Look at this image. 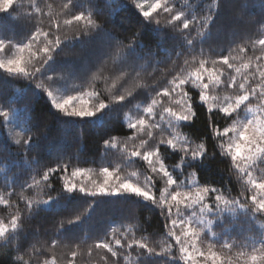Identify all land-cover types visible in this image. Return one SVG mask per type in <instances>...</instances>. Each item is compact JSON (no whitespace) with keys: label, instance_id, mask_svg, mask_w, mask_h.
Here are the masks:
<instances>
[{"label":"snow or ice","instance_id":"snow-or-ice-1","mask_svg":"<svg viewBox=\"0 0 264 264\" xmlns=\"http://www.w3.org/2000/svg\"><path fill=\"white\" fill-rule=\"evenodd\" d=\"M128 10L136 31L121 28ZM250 24L264 28V0H0V81L27 89L0 92V205L8 210L0 246L23 253L13 264H57L55 254L41 257L61 240L70 252L64 264H264V32L253 39ZM229 34L216 54L213 36ZM39 98L64 123H126L130 135L106 131L102 150H120L125 166L139 162L143 171L109 165L96 173L63 152L49 163ZM194 104L209 117L206 136L185 131ZM216 114L230 123H213ZM217 158L230 161L235 193L206 176ZM85 198L86 213L53 222L52 249L27 241V222ZM97 198L157 211L162 239L137 238L142 224H113L89 244L93 237L77 229Z\"/></svg>","mask_w":264,"mask_h":264},{"label":"trees","instance_id":"trees-1","mask_svg":"<svg viewBox=\"0 0 264 264\" xmlns=\"http://www.w3.org/2000/svg\"><path fill=\"white\" fill-rule=\"evenodd\" d=\"M51 2V0H50ZM60 0H56L59 3ZM255 3V0H254ZM252 14L256 19H259V6L256 4L252 9ZM228 10L225 8L221 12V18L227 16ZM126 19L121 23L122 30L136 31L139 29L138 17L134 10L124 11L121 14ZM245 32L252 35L253 39L257 38L258 32H264L259 24H250L245 29ZM148 39H152L151 34H148ZM230 34L228 36H213L210 43L213 45L214 52L219 54L221 49L226 46ZM243 43V41H237ZM224 54H227L226 52ZM258 54V53H257ZM236 55V53H234ZM248 55H252L249 51ZM239 59V56H238ZM158 80L162 78L157 74ZM171 79V76L168 77ZM77 84L79 82H76ZM99 87L103 88L104 85L100 84ZM27 91L23 83H5L0 81V92L10 94L12 92L19 93ZM194 100L196 98L193 92ZM36 113L41 118L43 123L48 126V141L52 145L51 159L49 163L55 164V156L57 152H63L66 157H72V164L81 168L92 169L93 172L98 173L101 167L109 166L123 168L122 174H128L133 171L138 173L143 171L141 163L137 162L131 166H125L122 161V152L120 150H113L104 153L102 150V142L106 137V131L111 135L116 136L118 139H124L126 135H130L125 127L121 129L118 121L112 120L104 128L95 127L90 124H80L77 122L64 123L59 114L55 110L50 109L49 104L44 98L34 99L33 101ZM197 110V118L193 122L190 129H185L186 132H191L193 137L206 136L210 132L209 117L205 109L199 105L194 104ZM212 122L220 125L221 128L227 126L229 121L221 119V114H216L212 117ZM4 133H0V140L3 139ZM197 142H199L197 140ZM206 176L214 181L217 185H222L230 182V186L235 193L239 189V183L236 180L234 170L230 169V161L217 158L212 162L205 172ZM25 177H21L23 180ZM93 179H102V177L93 176ZM143 175L140 176L141 181ZM91 198L77 199L67 202L63 208L58 212L41 213L36 219L26 223V231L28 233L27 241L36 243L39 240L40 244L44 245L46 249H52V241L55 239L52 234L54 231L53 222L56 220L69 216H74L76 213H86L88 211V201ZM95 207L91 210V218L87 219L85 224L77 229L81 238L84 237L85 232L92 236V240H88L91 244L94 239L102 238L103 233L106 232L113 224L119 226L120 224H142L143 228L147 231H137L136 236H148L149 239L159 241L162 239V233L166 231L163 229V222L157 211L150 210L144 207H137L134 204L127 203L114 198H97ZM22 206V205H21ZM7 209L0 205V218L7 215ZM134 217V219H132ZM150 218V219H148ZM147 219V222L145 220ZM67 241H58L55 248L48 251L44 258H51L53 254L57 256V264H64V261L70 258V252L65 246ZM207 243V240L205 241ZM199 246V245H198ZM75 247V245H72ZM15 243L9 246H0V264H13L17 255L23 253H16L14 251ZM31 251V249H29ZM235 251V249L233 250ZM63 258V259H61ZM29 259L28 255H24V260ZM35 259V257H33ZM79 264V258H78Z\"/></svg>","mask_w":264,"mask_h":264}]
</instances>
